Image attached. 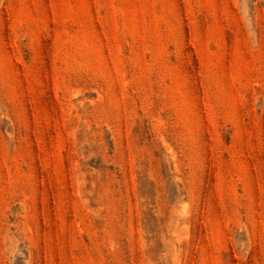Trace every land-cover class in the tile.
Segmentation results:
<instances>
[{"label": "rangeland", "instance_id": "1", "mask_svg": "<svg viewBox=\"0 0 264 264\" xmlns=\"http://www.w3.org/2000/svg\"><path fill=\"white\" fill-rule=\"evenodd\" d=\"M0 264H264V0H0Z\"/></svg>", "mask_w": 264, "mask_h": 264}]
</instances>
